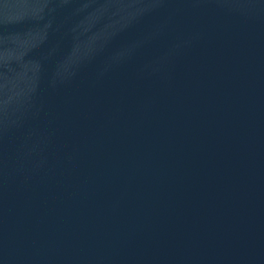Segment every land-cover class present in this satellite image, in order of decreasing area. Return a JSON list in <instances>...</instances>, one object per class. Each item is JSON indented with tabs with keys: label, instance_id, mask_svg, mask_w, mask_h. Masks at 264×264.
<instances>
[{
	"label": "water",
	"instance_id": "95a60500",
	"mask_svg": "<svg viewBox=\"0 0 264 264\" xmlns=\"http://www.w3.org/2000/svg\"><path fill=\"white\" fill-rule=\"evenodd\" d=\"M0 264H264V0H0Z\"/></svg>",
	"mask_w": 264,
	"mask_h": 264
}]
</instances>
